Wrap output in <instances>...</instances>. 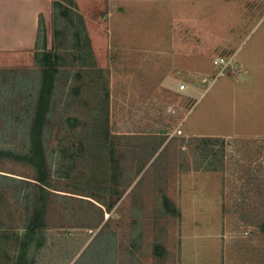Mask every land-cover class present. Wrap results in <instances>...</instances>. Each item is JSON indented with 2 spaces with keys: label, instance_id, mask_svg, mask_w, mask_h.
I'll return each instance as SVG.
<instances>
[{
  "label": "rangeland",
  "instance_id": "obj_1",
  "mask_svg": "<svg viewBox=\"0 0 264 264\" xmlns=\"http://www.w3.org/2000/svg\"><path fill=\"white\" fill-rule=\"evenodd\" d=\"M197 1L180 57L133 51L130 28L114 36L108 0L104 13L106 0H56L39 34L58 57L42 136L52 189L31 232L36 182L20 159L40 75H0V264H197V249L264 264V0ZM241 42L260 58L231 57Z\"/></svg>",
  "mask_w": 264,
  "mask_h": 264
},
{
  "label": "crops",
  "instance_id": "obj_2",
  "mask_svg": "<svg viewBox=\"0 0 264 264\" xmlns=\"http://www.w3.org/2000/svg\"><path fill=\"white\" fill-rule=\"evenodd\" d=\"M219 1L227 2L228 0ZM233 1L243 5L246 0ZM55 2L56 0H0V75L11 71H39L38 94L42 78V68L38 60L41 59L43 53L39 34L42 27L47 28L50 24ZM198 2L197 0H108L110 8L105 17L107 16L106 19L110 20L109 24L114 36L130 33L131 42L129 44L133 51L139 53L143 49H160L162 54H169V51H172L173 56L186 57L187 47L185 41L181 40L187 28L184 20L189 7L191 15L197 16ZM227 6L222 7L224 8V15L221 19L223 21H228L230 17V14L225 15ZM107 7L106 0L103 13L107 11ZM126 28L131 29L129 33H125ZM231 39L232 43L227 41L234 46V34ZM261 41L255 40L253 50L260 51L258 47ZM241 45L242 42L238 44L235 52L230 55L231 57L234 59L236 57L239 59L243 57L260 58V54L252 55L253 53L248 51L241 52ZM240 75L232 85L235 93L238 94L251 86L255 78L253 71ZM37 97L38 95L35 104ZM205 252L206 250L197 249L198 254L187 256V258L194 260L197 264H200L203 259L210 260L212 264H222V254L219 249L211 251L209 259L202 255Z\"/></svg>",
  "mask_w": 264,
  "mask_h": 264
},
{
  "label": "trees",
  "instance_id": "obj_3",
  "mask_svg": "<svg viewBox=\"0 0 264 264\" xmlns=\"http://www.w3.org/2000/svg\"><path fill=\"white\" fill-rule=\"evenodd\" d=\"M57 62L58 57L51 50H44L41 59L38 60V64L42 68L41 87L28 131L29 151L20 159L21 162H24L33 169L34 178L32 179L36 182L34 207L27 226L30 232L35 229L44 228L48 218L49 205L47 203V196L50 194L49 190L52 188L46 176L42 136L49 112V101L52 95ZM5 155H9V153L0 152V157ZM172 210L174 211L173 206ZM260 228L264 233V219ZM22 252H25L24 249H22ZM19 264H23L21 260Z\"/></svg>",
  "mask_w": 264,
  "mask_h": 264
},
{
  "label": "built area",
  "instance_id": "obj_4",
  "mask_svg": "<svg viewBox=\"0 0 264 264\" xmlns=\"http://www.w3.org/2000/svg\"><path fill=\"white\" fill-rule=\"evenodd\" d=\"M219 61H221L222 64H223L224 59H220ZM224 66H225V65H224ZM222 73H223V71H219V74H220V75H222ZM186 88H187L186 85L182 83V84L179 85L178 90H180V91H184Z\"/></svg>",
  "mask_w": 264,
  "mask_h": 264
},
{
  "label": "bare ground",
  "instance_id": "obj_5",
  "mask_svg": "<svg viewBox=\"0 0 264 264\" xmlns=\"http://www.w3.org/2000/svg\"><path fill=\"white\" fill-rule=\"evenodd\" d=\"M22 27V26H21ZM18 36V35H17ZM23 36V35H22ZM30 40V39H29Z\"/></svg>",
  "mask_w": 264,
  "mask_h": 264
}]
</instances>
